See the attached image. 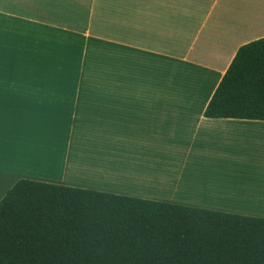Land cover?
<instances>
[{
    "label": "crops",
    "instance_id": "crops-1",
    "mask_svg": "<svg viewBox=\"0 0 264 264\" xmlns=\"http://www.w3.org/2000/svg\"><path fill=\"white\" fill-rule=\"evenodd\" d=\"M264 0H0V199L20 179L264 219V121L204 109Z\"/></svg>",
    "mask_w": 264,
    "mask_h": 264
},
{
    "label": "trees",
    "instance_id": "trees-1",
    "mask_svg": "<svg viewBox=\"0 0 264 264\" xmlns=\"http://www.w3.org/2000/svg\"><path fill=\"white\" fill-rule=\"evenodd\" d=\"M204 116L264 121V38ZM0 264H264V219L20 179L0 199Z\"/></svg>",
    "mask_w": 264,
    "mask_h": 264
},
{
    "label": "snow or ice",
    "instance_id": "snow-or-ice-1",
    "mask_svg": "<svg viewBox=\"0 0 264 264\" xmlns=\"http://www.w3.org/2000/svg\"><path fill=\"white\" fill-rule=\"evenodd\" d=\"M4 89V77H3V50L0 47V96L3 94Z\"/></svg>",
    "mask_w": 264,
    "mask_h": 264
}]
</instances>
